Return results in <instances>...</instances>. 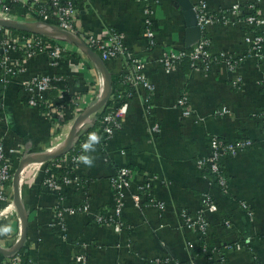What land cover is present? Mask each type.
<instances>
[{"label":"crops","instance_id":"1","mask_svg":"<svg viewBox=\"0 0 264 264\" xmlns=\"http://www.w3.org/2000/svg\"><path fill=\"white\" fill-rule=\"evenodd\" d=\"M75 1L81 8L79 30L102 34L114 29L120 33L127 48L146 62L143 73L153 92L149 98L143 86L136 87L120 128L107 143L101 140L94 151L85 145L90 134H96L97 127L91 132L85 130L95 125L105 106L81 125L84 146L81 156L94 158L92 167L78 161L74 166L80 178L89 180L84 189L64 188L60 202L59 194L43 185L49 162L32 163L24 170L20 194L28 229L22 253L28 264H78L79 245L85 248L88 264H152L158 258H169L171 261L166 264L188 263L194 258L188 244L195 236L183 227L180 210L197 214L206 194L218 208L208 214L207 242L224 248L223 256L216 257L212 264H264V134L254 120L256 111L264 107V58L249 57L248 29L235 19L214 23L209 28L212 55L245 58L234 69L223 62L209 71L182 63L166 72L160 64L166 48L186 49L188 44L197 43L195 18L187 10L198 0H160L153 5L156 45L151 51L144 34L146 14L137 0ZM244 2L207 0L208 11L216 14ZM260 16L264 19V0ZM63 47L77 57L65 56L52 68L50 58L40 54L20 61L22 74L0 82L5 104L0 140L5 142L13 159L21 154L37 156L60 150L78 116L102 99L105 78L95 63L74 44L65 41ZM123 68L121 59L108 63L111 74L118 75ZM40 73L57 78L53 91L60 98L63 116L52 119L47 112L27 105L24 84ZM184 93L192 109L187 118L177 106ZM153 120L160 125L157 135L150 133ZM213 137L229 142L253 141L251 148L224 158L227 190L212 183L197 166L198 160L209 154ZM121 167L131 168L135 178L122 215L126 228L117 231L113 226L97 223L96 216L101 212L111 214L114 207L111 179ZM151 176L155 179L151 197L164 209L157 204L138 205L132 198L137 186ZM85 202L89 205L88 213L66 211ZM23 231L16 212L0 218V247L12 250ZM234 243L243 246L226 247ZM7 258L0 253V264ZM195 263L207 264V259L199 255Z\"/></svg>","mask_w":264,"mask_h":264},{"label":"built area","instance_id":"2","mask_svg":"<svg viewBox=\"0 0 264 264\" xmlns=\"http://www.w3.org/2000/svg\"><path fill=\"white\" fill-rule=\"evenodd\" d=\"M137 1L142 4L146 14L144 34L148 42L149 50L151 51L156 45V34L153 21L154 12L152 8L153 5L158 4L160 0ZM262 1L263 0H245L242 4L235 3L230 10L210 14L207 0H198L192 7V10L195 13L198 26L201 30L200 40L192 45L191 48H166L160 58L162 68L166 72H171L186 59L191 60L193 69H201L204 71H209L218 62H223L231 70L237 67L245 58H235L226 54L220 56L212 55L210 53L211 41L208 34L212 24L229 23L232 19H235L236 23L243 24L248 29L247 44L249 57L263 60L264 19L260 16ZM20 7L24 10V13L21 15L22 19H16L15 9ZM80 13L81 8L78 7L75 0H0V19L19 20L18 22L21 23L40 22L50 27H57L63 31L76 35L81 40L83 39L91 49L94 48L99 51L100 54H98L104 62L121 59L124 63L123 69H125L126 72L124 84L130 85L134 90L138 86H143L149 92L148 95L150 98L152 96L151 92H153V86L143 73L146 62L127 48L120 33L114 29H107L102 34L80 31L78 28ZM188 49H191V52H188ZM65 52V47L58 43V39L56 38H48L34 34L23 36L0 26V72L2 74L0 82H4L6 79L22 74L24 70L20 61L32 59L40 54L48 56L50 58V66L56 68L65 57ZM56 79L55 76H51L47 73H40L32 76L25 82L24 91L27 95V105L32 108H40L41 105L48 104V106L54 108L53 111H59L60 98L50 99ZM121 87H123V84H121ZM3 90L4 89L0 87V130L5 125ZM132 97L133 94L131 92H126L125 95L119 94L116 99L111 95L109 100H112V104L110 108H108V112L104 113L103 109L96 117H99L96 134L101 137L104 143H107L113 137L115 131L120 128L121 118L127 112L129 100ZM177 106L181 109L183 117L187 118L192 115L189 98L186 93L178 99ZM222 112L226 113L227 111L223 108ZM254 120L264 134V107L256 111ZM150 122V133L152 135L159 134V123L154 120ZM82 135L83 133L78 135L72 147L74 150L72 154L69 152L61 160L55 159L50 161L52 163L43 181V185L47 189L59 194L60 202L63 200L61 192L64 188L73 187L76 188V190H82L87 186V183L82 182V178L74 171V166L78 161L77 158L80 157L77 155L76 151L78 148L79 152L84 149ZM252 146L253 141L250 139H239L229 142L224 139L213 137L210 140L209 154L199 159L197 166L206 174V177L210 178L212 183H216L221 188L227 190L228 179L223 167L224 158L235 156L238 152L251 148ZM23 157L25 156L21 154L20 160ZM24 170L22 171L21 177ZM53 170H57V172H53ZM15 171L13 159L6 151L5 142L0 140V218H5L17 212L15 208L11 210L8 215H4L9 203L13 202L14 204L13 177ZM134 178L135 173L129 167H121L115 172L111 179L114 194L113 210L111 214H108V212L99 213L96 216L97 223L113 226L117 231L126 228L122 215L127 192L132 189ZM154 180V177H148L143 183L137 186L136 191H133L132 198L136 204H157L151 197ZM157 205H159L161 209H164L162 204ZM243 207L249 209L247 204L244 203ZM217 210L216 203H214L211 196L208 194L204 195L202 198L201 207L197 214H192L187 209L180 210L183 227L192 231L195 236V240L188 244L189 250L192 252L199 250L201 256L205 258L210 256L213 260L218 256H223L222 251L218 250V247H214L207 242L210 230L208 214L214 213ZM66 211L71 213H88L89 205L85 202L80 206L71 207ZM62 216L63 213L60 211L59 219L62 223V227H64ZM226 225L227 227H231L229 222H226ZM242 246V244L238 243L237 249ZM84 249V246H78L79 251L76 257V262L78 264H88ZM19 252L12 257H8L3 264H28L25 255ZM170 261L169 258H158L150 263L166 264ZM188 264H196L195 258H192Z\"/></svg>","mask_w":264,"mask_h":264},{"label":"water","instance_id":"3","mask_svg":"<svg viewBox=\"0 0 264 264\" xmlns=\"http://www.w3.org/2000/svg\"><path fill=\"white\" fill-rule=\"evenodd\" d=\"M192 7L189 6L188 10L190 14H192L195 18V29L197 32L196 41L200 40L201 38V30L198 26V22L195 16V13L191 11ZM0 26L5 29H10L17 32H26L29 34L39 35L48 38H56L58 40H64L68 43L74 44L78 48H80L97 66L100 70L102 75L105 78V91L102 96V99L92 106L91 108L87 109L83 114L78 116L75 120V123L71 129V132L64 143L63 147L58 150L57 152H53L50 154H41L37 156H25L21 158L19 165L14 173L13 177V201L17 211L18 216L21 218L24 231L22 234L21 239L19 240L18 244L10 251L3 250L0 247V253L7 256L12 257L19 251L23 249V246L27 239V229H28V216L26 215L22 202H21V194H20V180L22 171L28 167L32 163H45L50 162L52 160L61 158L62 156L67 155L70 150L72 149L78 135L81 131V125H84L92 115L99 112L109 101L113 92V82L111 73L109 72L105 62L102 60L100 55L96 53L93 49H91L88 44L78 38L76 35L71 34L69 32L63 31L57 27H50L48 25H44L43 23H21L14 20H3L0 19ZM192 44H188L187 48H191Z\"/></svg>","mask_w":264,"mask_h":264},{"label":"trees","instance_id":"4","mask_svg":"<svg viewBox=\"0 0 264 264\" xmlns=\"http://www.w3.org/2000/svg\"><path fill=\"white\" fill-rule=\"evenodd\" d=\"M15 11L17 13V14L15 13L16 19H22V16L21 15L24 13V10H22L21 7H20L18 9L16 8ZM14 32L17 33V34H19V35H23V36H30V35H32V34H29V33H26V32H17V31H14ZM58 43H60L61 45L62 44L64 45L65 41L64 40H58ZM93 50L96 51V53H99V51H97L96 49L93 48ZM188 52H191V49H188ZM65 56L73 57V58L74 57H77L76 55L70 54V53H67V52H65ZM108 63L109 62L105 61V64H106L107 68H108ZM183 63L184 64L187 63L189 66L192 64V62H191L190 59H186ZM111 76H112V82H113V94H112V96H113L114 99H116L119 94L120 95H122V94L125 95L126 92L127 93L128 92H131L132 94L134 93V89H132L130 85L124 84V82H125V76H126L125 69H123L120 74H118V75L117 74H111ZM121 84H123V87L122 88H120V85ZM124 91H126V92H124ZM64 95H66V92L64 93ZM56 96H57V94L55 93V91H52L51 92L50 99H52V100L53 99H56L57 98ZM111 104H112V100H109L107 102V104L105 105V107L103 108L104 109V113H107L108 112V110H109L108 108H110ZM71 107H74V105L71 104ZM39 109L47 112L52 117V119L57 118L58 116H61V115L63 116L62 108H59L58 109L59 111H53L54 108L52 106H48V104H43V105L40 106ZM98 118L95 119L96 120L95 125L94 126H91V127H88L87 130H85L86 132H91V131H93L97 127V125L99 123L98 122ZM73 151H74L73 149L70 150V154H72ZM82 152H83V150L81 152H79V148L76 151L77 155H79V156H81ZM62 158H64V156H62L60 159H56V160H61ZM19 161H20V157L19 156H16V157L14 156V159H13V162H14V171L18 167ZM51 163L52 162L47 163V166H50ZM61 173H64V172H61ZM81 181L84 182V183H87V181H89V180H86L85 178H82ZM226 247L232 248V249H237L238 243L230 244V245H228ZM223 249H224L223 247H219L218 248V250H220V251H222ZM19 253H22V250ZM193 255H194L193 257L196 258L197 256L200 255V251L199 250L193 251ZM206 259H207V264H210V263L212 264L214 262V260L210 256H207ZM179 264H188V263L186 262V263H179Z\"/></svg>","mask_w":264,"mask_h":264},{"label":"clouds","instance_id":"5","mask_svg":"<svg viewBox=\"0 0 264 264\" xmlns=\"http://www.w3.org/2000/svg\"><path fill=\"white\" fill-rule=\"evenodd\" d=\"M101 142V137L95 133L90 134L89 143L85 145L86 148L94 151L95 146L99 145ZM78 162H82L86 167H92L94 164V158L90 156H81L77 158Z\"/></svg>","mask_w":264,"mask_h":264},{"label":"bare ground","instance_id":"6","mask_svg":"<svg viewBox=\"0 0 264 264\" xmlns=\"http://www.w3.org/2000/svg\"><path fill=\"white\" fill-rule=\"evenodd\" d=\"M14 209H15V207H14L13 202H11V204L9 203L8 208L5 210V214L4 215H8V213L11 212V210H14Z\"/></svg>","mask_w":264,"mask_h":264},{"label":"rangeland","instance_id":"7","mask_svg":"<svg viewBox=\"0 0 264 264\" xmlns=\"http://www.w3.org/2000/svg\"><path fill=\"white\" fill-rule=\"evenodd\" d=\"M89 126V125H88ZM11 204V203H10Z\"/></svg>","mask_w":264,"mask_h":264}]
</instances>
